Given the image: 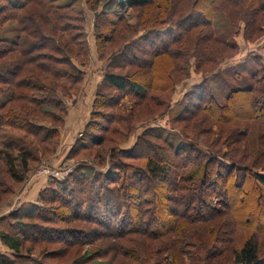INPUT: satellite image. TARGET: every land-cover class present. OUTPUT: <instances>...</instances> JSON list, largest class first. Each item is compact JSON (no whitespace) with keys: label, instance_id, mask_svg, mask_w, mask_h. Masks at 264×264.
<instances>
[{"label":"trees","instance_id":"16d2710c","mask_svg":"<svg viewBox=\"0 0 264 264\" xmlns=\"http://www.w3.org/2000/svg\"><path fill=\"white\" fill-rule=\"evenodd\" d=\"M124 1L127 9L139 10L134 25L114 10L94 20V48L105 70L65 156L74 160L94 151L88 155L96 161L111 149L115 160L103 176L78 166L63 181L52 178L53 186L37 196L50 205L45 209L38 201L24 202L0 216V243L11 255L0 252V264H41L21 258L28 242L65 244L48 258L72 254L73 264H88L91 255L107 259L104 264H264V70L249 87L230 91L223 105L195 85L173 121L183 123L178 130L188 148H175L149 130L131 147L118 148L139 123L140 107L167 106L189 57L214 71L233 55L235 46L214 36L212 14L223 13L234 34L242 23L243 36L252 40L263 33L264 0ZM100 2L86 1L89 10ZM11 20L19 25L18 36L0 40V95L7 96L0 105V205L56 154L67 111L63 99L79 94L89 57L84 16L68 5L0 0V24ZM125 99L131 101L126 110ZM252 123L261 128L254 150L248 140ZM188 128L196 134L189 136ZM106 142L113 146L104 148ZM219 147L229 150L222 154ZM121 158L143 162L118 164ZM50 221L70 226L47 227ZM58 233L90 239L53 238ZM86 244L95 248L85 256Z\"/></svg>","mask_w":264,"mask_h":264},{"label":"rangeland","instance_id":"374dc122","mask_svg":"<svg viewBox=\"0 0 264 264\" xmlns=\"http://www.w3.org/2000/svg\"><path fill=\"white\" fill-rule=\"evenodd\" d=\"M50 1L54 6L68 5L74 11L82 12L84 16V31L87 34V44H88V48L90 46V49L92 44L94 43L93 23L95 18L101 12L114 10L118 15H121L123 20L129 25H134L136 23L135 14L139 12V10L127 9L124 0L122 4L119 3V0H114L117 4L115 6L114 3L110 4L112 0H101L100 3L95 5V7L91 8L90 10L87 7V3H86L87 0H50ZM196 11L198 10L193 9L190 12L198 13ZM211 26L214 36H216L218 39H220L221 41L227 44H231L232 46L233 45L235 46V51L233 52V55L230 58L224 59L220 63L219 67L216 68V70L214 71H211L212 66L210 65L205 66V68H199L196 59L194 57H189L187 68L185 69L184 72L185 75L183 74L184 77L181 80V82H179L173 87L168 97V101L166 104L167 106L165 108L152 107L153 109H148L146 108V106L143 108L140 107L139 109L140 114L138 117L139 123H137L134 126L130 138H128L125 142H123L124 144H120L119 145L120 147L118 148L121 149L122 147L124 148L131 147L132 146L131 144H133L134 140L137 139V137L144 130H149L150 132L159 133L166 140L170 141L173 144V147L175 148H183V149L188 148L190 141L182 137L181 133L179 132L180 130L179 128L184 126L183 123L180 122L174 123L173 121L174 118L178 114H180L183 108L186 106V102L190 94L194 93L193 89L195 88V85L201 84L207 91L211 93V95L214 97L215 101H217L219 105H223L226 100L225 97L230 91L235 89H245L249 87V85L252 83L253 76H255V74H257L258 71L264 70V28H263V33L261 35H259L256 38H253L252 40H246L245 37L243 36L242 23L239 24V28H240L239 32L237 34H234L224 14L220 12H214L212 14ZM172 29H175V27L173 26ZM18 30H19V25L16 21L11 20L3 24H0V40L14 41L18 36ZM176 31H172V32L176 33ZM104 33L105 35H107L108 31ZM116 46L117 44H114L113 48H115ZM113 48H110V52L113 51ZM95 54L96 52L92 55L89 52L88 63L85 67H83L85 76L83 77L84 79L78 92L79 95L83 93V98L81 100H78L75 97H73L72 99H63L66 103L67 111H66V116L63 119L64 120L63 127L60 128V140L58 142V149H57L58 154H56V156L53 155L44 159L43 163L37 166L27 176L26 180L24 181V184H22V186L17 192L11 195H7L6 198L5 196L3 197L5 199L3 203L0 205V216H6L7 214L18 210L22 206L21 204L25 202L27 196H29L27 199L28 202L36 203L38 199H36L35 192L38 191L37 194H40V191L44 187L49 186L51 188L53 186L51 185L52 183H49V181L52 179L49 176V173L52 170H56L60 174L59 177L55 179V181L56 180L63 181L67 179L69 175L73 171H75V168L78 166H83L85 168H88L89 174L99 173L100 176L101 175L103 176V174L106 173V171H108L109 165L113 162L112 160H115L114 157H117V154H115V156L113 157L114 159H111V157L108 154V152L111 150L109 149L107 150V154H103V158L98 159L96 161L90 158L91 155H88V154H92L94 151L91 152L89 151L85 153L81 152V154L78 157L74 158V160L65 159V156L67 155L66 152L73 141V137L76 136L78 132H80V130L84 127L86 123V117L88 112V110L86 109L91 101L90 95L92 94V91L95 86H96L95 90L96 88H98L97 80L100 78L102 74V67L104 66V64L103 65L97 64L99 63L98 61L101 60H99L97 58V55L95 56ZM166 59H167L166 57H162L160 61L164 62V60ZM167 95L168 94H165V97H167ZM162 96L163 95H161V97ZM6 100H7L6 95H0V105H2ZM130 104L131 101L129 99L127 100L125 99V101L121 103V105L123 106L122 108L124 110L128 109L130 107ZM150 110H152V112H150ZM155 110L156 112L154 113ZM152 115L155 116L152 117ZM260 130L261 128L258 123L251 124V130L248 136V140L250 142V147L252 150L256 148V142ZM185 131L187 132V134H189V136H194L196 134V133H192V130H190V128L185 129ZM120 140L121 139H119V141ZM103 146L104 148L107 149L109 147H112L113 144L106 142L104 143ZM219 149L221 150L222 154H226L229 150L227 148H221V147H219ZM133 154H138V152L133 151ZM57 156L59 159L62 158L60 162H58L55 159L57 158ZM222 158H226V157H224L223 155ZM121 161H118V164L122 163L127 165H138L140 162H143L138 160L135 161L133 159L130 160L122 159ZM224 163L228 164L227 161L226 162L224 161ZM43 170H47V171L49 170L48 171L49 173L48 172L45 173L43 172ZM200 175H201V171L198 170L196 176H200ZM37 180H40L41 183L38 182ZM36 183L38 185H36ZM16 187L17 186H14V188ZM37 204L40 207L43 206L44 209L50 206L48 203H45L42 200V198L39 199ZM46 214L48 216V212L44 214L45 215L44 217H47ZM8 219L9 218H7V220ZM72 224L84 228H91L92 226L91 224L88 223L87 225L78 222H74ZM46 226L54 227L56 229H61V228H67L70 225L50 221L49 223H46ZM242 232L243 233L241 234H245L244 231ZM60 234L61 233H58V235L55 234L52 236L53 238H67V240L70 239L80 240L81 238H84L85 240L90 239V237L88 236L79 237L78 235L73 233H71L72 235L66 234L64 236H59ZM95 244L97 245V243ZM24 246H25V250L23 251L22 253L23 256L21 258L24 259L26 256H28L32 260L39 261L41 264H73L72 260H76V258H73L75 256L72 254L71 255L69 254L64 257L62 256V258L55 260L48 258L49 256H51L50 253L52 251L62 250L68 247L62 243H55L53 245L39 243L33 245L31 244V242H28ZM28 248H30L31 251L26 250ZM94 248L95 245L91 246L89 244H86L85 246L81 247V254L85 256L91 254V251ZM216 248L219 249L220 246H217ZM45 249L51 250L48 251L49 255L45 253L44 251ZM0 252L3 254V256H7L9 257V259H11L10 251L7 248L4 247V250ZM90 258L92 259V261H90L88 264H104V262L107 261V259L94 258L92 255ZM81 262L82 261L78 263ZM25 264H28V262L25 261Z\"/></svg>","mask_w":264,"mask_h":264},{"label":"crops","instance_id":"0c3cea01","mask_svg":"<svg viewBox=\"0 0 264 264\" xmlns=\"http://www.w3.org/2000/svg\"><path fill=\"white\" fill-rule=\"evenodd\" d=\"M93 42H94V40H93ZM89 52L91 53V55L92 54H94L95 53V48H94V43L92 44V46H91V49H90V46H89ZM95 56H96V54H95ZM98 61V60H97ZM99 63H97L98 65H103V63L101 62V61H98ZM102 70H103V67H102ZM102 74H103V71H102ZM102 74H101V76H100V78L97 80L98 82H97V84H99L100 83V81H101V79H102ZM96 87V86H95ZM95 87H94V89H93V91H92V97H91V95H90V98H91V101H90V104H89V106L87 107V109L86 110H88V112H87V117H88V114H89V112H90V109H91V104H92V100H93V96H94V91H95ZM75 98H77L78 100H81L82 98H83V93H81L80 95L78 94L77 96H75ZM87 117H86V119H87ZM70 147V146H69ZM69 149V148H68ZM56 154H58L57 152H56ZM56 154H55V156H56ZM64 157V156H63ZM58 162H60L61 160H62V158L61 159H59L58 158V156H57V158H55ZM38 182H40L41 183V181L40 180H37ZM36 185H38L37 183H36ZM38 191H36L35 192V196H36V199H37V196H38ZM28 197L29 196H27V198L25 199V202H28ZM29 201H31V200H29ZM2 250H4V246L0 243V251H2Z\"/></svg>","mask_w":264,"mask_h":264},{"label":"built area","instance_id":"2783aa9c","mask_svg":"<svg viewBox=\"0 0 264 264\" xmlns=\"http://www.w3.org/2000/svg\"><path fill=\"white\" fill-rule=\"evenodd\" d=\"M49 171V170H48ZM47 170H43V172L47 173L48 172ZM49 173V172H48ZM59 172L56 171V170H52L50 173H49V176L53 179H56L59 177Z\"/></svg>","mask_w":264,"mask_h":264},{"label":"water","instance_id":"95a60500","mask_svg":"<svg viewBox=\"0 0 264 264\" xmlns=\"http://www.w3.org/2000/svg\"><path fill=\"white\" fill-rule=\"evenodd\" d=\"M119 3H121V4H122V3H123V0H119Z\"/></svg>","mask_w":264,"mask_h":264}]
</instances>
